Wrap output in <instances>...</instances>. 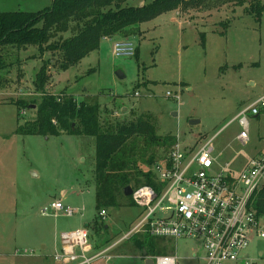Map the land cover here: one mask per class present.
<instances>
[{
    "label": "rangeland",
    "instance_id": "374dc122",
    "mask_svg": "<svg viewBox=\"0 0 264 264\" xmlns=\"http://www.w3.org/2000/svg\"><path fill=\"white\" fill-rule=\"evenodd\" d=\"M33 1L0 0V13L29 11ZM142 1L131 0L126 6L137 7ZM40 2L50 5L51 0ZM244 11L224 6L212 12L165 13L141 26L143 39H132L139 56L115 57L112 50L117 39L103 40L100 49L78 66L56 72L47 91H67L78 101L98 103L103 118L109 120L152 115L160 136L177 137L185 149L213 141L219 163L229 161L239 171L250 158L264 153V108L259 107V116L247 115L249 145L234 141L240 128L233 120L264 96V15L259 25ZM228 20L229 26L220 25ZM3 55L9 67L0 73V264H55L54 247L61 234L86 225H90L93 244L107 239L117 243L138 223L143 210L121 196L117 206L108 208L104 219L100 217L95 140L68 134H16L18 123L35 120L36 108L18 110L14 104L40 103L33 80L42 61L57 57L52 53L41 57L37 47H7ZM155 154L154 166L140 162V167L143 172L151 170L158 181L155 166L168 152L156 148L147 152V156ZM56 200L81 213L43 215L41 211ZM95 221L104 224L106 232L96 235ZM154 242L156 254L177 255V264H204L192 259L198 250L193 240ZM146 249L141 237L124 241L112 251L110 264H146L141 259ZM247 253L253 264H264V239L254 238Z\"/></svg>",
    "mask_w": 264,
    "mask_h": 264
},
{
    "label": "trees",
    "instance_id": "16d2710c",
    "mask_svg": "<svg viewBox=\"0 0 264 264\" xmlns=\"http://www.w3.org/2000/svg\"><path fill=\"white\" fill-rule=\"evenodd\" d=\"M129 1L54 0L51 7L39 12L0 13V73L9 67L3 55L7 47L19 50L37 47L41 57L45 53L57 57L42 61L33 80L35 90L41 94L37 106L32 102L36 106V118L18 123L16 134L42 137L68 134L93 138L96 208L100 213L117 206L119 198L125 196V188L132 187L133 183L137 185L132 187L134 190L147 185L161 192L163 185L154 180L151 170L143 172L140 162L154 166L156 154L147 156L152 148L168 152L162 159L166 160L178 139L172 135L160 136L152 115L142 114L132 120H109L103 118L98 103L78 101L67 91L49 93L47 89L55 73L78 66L92 52L99 50L105 39H143L141 26L165 13L188 9L212 12L224 6H234L244 8V13L254 17L259 25L264 15L263 0H145L143 6L137 7L126 6ZM230 22H221L220 25L226 27ZM67 33L71 36L64 39L62 35ZM135 56H139L138 49ZM14 105L18 110L31 108V104L25 101ZM140 178L144 181H139ZM127 198L131 206H136L132 196ZM251 207L258 215L264 216V186L254 193ZM93 228L96 235L107 229L102 223L99 226L97 221ZM140 237L147 246L145 252L149 257L160 256L156 254L154 239L157 238L144 234L133 239ZM90 240L92 242V235ZM112 244L107 239L93 246L100 251Z\"/></svg>",
    "mask_w": 264,
    "mask_h": 264
},
{
    "label": "built area",
    "instance_id": "2783aa9c",
    "mask_svg": "<svg viewBox=\"0 0 264 264\" xmlns=\"http://www.w3.org/2000/svg\"><path fill=\"white\" fill-rule=\"evenodd\" d=\"M136 51L131 39L116 40L113 44L115 57H135ZM259 107L264 108V97L244 108L233 120L240 128L234 141L243 147L250 143L247 115L259 116ZM212 144L208 141L199 148L195 145L185 149L178 139L167 159L155 166L158 182L163 185L161 192L147 185L134 190L133 202L143 214L130 232L100 251L94 249L87 228L62 233L54 262L110 264L114 257L111 253L117 246L145 234L163 240L195 241L198 250L192 259L204 264H253L247 250L254 238L264 239V216L251 207L254 193L264 186V153L250 158L241 170L235 171L229 161L219 163ZM41 212L66 217L81 213L62 200L54 201ZM100 216L104 219L107 211H101ZM17 253L29 255L27 251ZM151 258L155 264H177L179 260L177 255Z\"/></svg>",
    "mask_w": 264,
    "mask_h": 264
},
{
    "label": "crops",
    "instance_id": "0c3cea01",
    "mask_svg": "<svg viewBox=\"0 0 264 264\" xmlns=\"http://www.w3.org/2000/svg\"><path fill=\"white\" fill-rule=\"evenodd\" d=\"M41 0H35V1H33V2H31L29 5H28V7H27V9L26 10H29V11H25V12H39V11H42V10H44V8H49L52 4H53V2H54V0H51V3H50V5H48V3H44V2H40ZM145 4V0L144 1H142L141 2V4H140V6H143ZM38 6H40V7H38ZM40 8V9H39ZM115 39H117V38H113V39H110V38H108V39H105V40H115ZM264 97V96H263ZM86 227H87V225H86ZM85 227V228H86ZM164 242L165 241H170V240H163ZM59 239H58V241H57V243H55V247H54V250L56 251V249H58L59 248ZM114 251V250H113ZM55 254V253H54ZM166 254V253H165ZM143 256H144V253H143ZM143 256L141 257V259H143L145 262H146V264H147V258L144 256V258H143ZM165 256H169V255H165ZM49 264V263H48ZM56 264V263H55ZM97 264H99V263H97ZM103 264V263H102ZM149 264V263H148Z\"/></svg>",
    "mask_w": 264,
    "mask_h": 264
},
{
    "label": "water",
    "instance_id": "95a60500",
    "mask_svg": "<svg viewBox=\"0 0 264 264\" xmlns=\"http://www.w3.org/2000/svg\"><path fill=\"white\" fill-rule=\"evenodd\" d=\"M117 75H118L119 78H124V75H123L122 73H118ZM32 108H36V106H32L31 109H32ZM194 123H195V122H192V124H194ZM133 192H134V189H133L131 186H128V187L125 188V190H124V195H125V197H130V196L133 195ZM144 256L147 258V264H148V263H149V264H155V263H154V260H153L152 258H148V255H147L146 252L144 253Z\"/></svg>",
    "mask_w": 264,
    "mask_h": 264
}]
</instances>
